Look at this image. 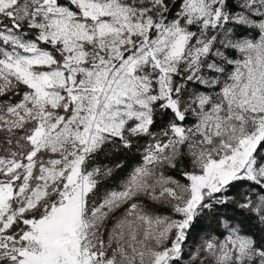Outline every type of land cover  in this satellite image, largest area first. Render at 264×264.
Listing matches in <instances>:
<instances>
[{
	"label": "snow or ice",
	"instance_id": "obj_1",
	"mask_svg": "<svg viewBox=\"0 0 264 264\" xmlns=\"http://www.w3.org/2000/svg\"><path fill=\"white\" fill-rule=\"evenodd\" d=\"M0 264H264V0H0Z\"/></svg>",
	"mask_w": 264,
	"mask_h": 264
},
{
	"label": "trees",
	"instance_id": "obj_2",
	"mask_svg": "<svg viewBox=\"0 0 264 264\" xmlns=\"http://www.w3.org/2000/svg\"><path fill=\"white\" fill-rule=\"evenodd\" d=\"M102 162L104 163H109V161H104L102 160ZM135 161H132V163H134ZM122 173H118L117 176H121ZM115 181L111 178L109 179H106L103 181L102 185H101V192L104 190V188L106 187H110ZM242 191V189H234L233 192L231 193V195H234V196H238L239 193ZM161 212H164L165 210L163 208H160L159 209ZM203 233H201L202 235ZM193 242H196L198 243L199 242V235L193 233L191 234V237H190V244L193 243Z\"/></svg>",
	"mask_w": 264,
	"mask_h": 264
}]
</instances>
